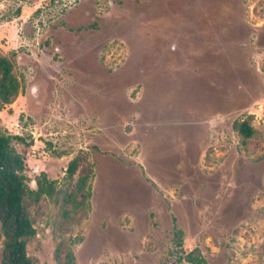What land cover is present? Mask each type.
<instances>
[{
  "label": "rangeland",
  "instance_id": "obj_1",
  "mask_svg": "<svg viewBox=\"0 0 264 264\" xmlns=\"http://www.w3.org/2000/svg\"><path fill=\"white\" fill-rule=\"evenodd\" d=\"M0 56V129L56 182L33 264H264V0H0Z\"/></svg>",
  "mask_w": 264,
  "mask_h": 264
},
{
  "label": "trees",
  "instance_id": "obj_2",
  "mask_svg": "<svg viewBox=\"0 0 264 264\" xmlns=\"http://www.w3.org/2000/svg\"><path fill=\"white\" fill-rule=\"evenodd\" d=\"M20 86L21 82L14 74V61L0 56V110L13 103L20 93ZM235 128L246 138L251 137L254 132L245 121L236 122ZM25 142L22 136L9 135L0 129V229L3 237L1 264H33L28 256L27 246L37 232L25 207V198L30 194L37 198L41 195L52 198L57 193L56 182L49 180L46 174L34 179L37 189L30 187L32 180L28 173L26 151H19L16 147L17 144L25 145ZM76 168L74 160L67 170L69 177L74 175ZM85 181V177L81 178L72 192L64 194L66 203L75 207L84 203V200H77V195L84 191ZM90 196V191L84 192V199ZM182 243V239L177 238V244L183 246ZM185 260L189 264H206L203 257L194 256L193 252L187 254Z\"/></svg>",
  "mask_w": 264,
  "mask_h": 264
}]
</instances>
